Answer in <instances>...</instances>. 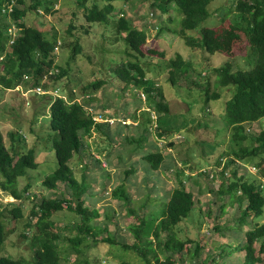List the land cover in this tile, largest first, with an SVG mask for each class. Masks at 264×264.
<instances>
[{
  "label": "trees",
  "instance_id": "16d2710c",
  "mask_svg": "<svg viewBox=\"0 0 264 264\" xmlns=\"http://www.w3.org/2000/svg\"><path fill=\"white\" fill-rule=\"evenodd\" d=\"M0 1V15L12 18L16 22L13 23L17 28V34L12 43L9 30L7 35L2 29L0 30V56L3 55L4 58L3 63L0 61V86L10 88L22 81L25 87L32 85L33 82L36 87L40 86L49 90L50 84L53 83L56 88L52 90L59 92L62 85L61 78L68 73L67 68L56 62L54 55L62 42L58 40L56 34L52 35L48 31V33L45 32L39 25H27L23 21L27 11L24 12L19 6L22 0H14V9L10 13L4 12V9H8L7 4L12 0ZM85 1L78 0V3L85 7ZM211 2L212 0H154L152 5L162 14L168 13L170 10L182 13L179 33L186 44L192 48L203 47L210 55L217 53L230 55L231 53L235 54V48L242 46L246 41L252 47L254 67L252 66L253 68L250 70L236 71L233 70L230 61H226L222 66L214 67L212 71L216 74L217 80L212 89L209 83L204 86L200 84V81L188 78L191 84L206 89L208 98L205 101L206 105L209 100H217L222 97L221 92L217 91L220 89L219 87L231 86L233 88V90L229 88L228 97L230 98L226 102L224 111L226 127L233 131L232 141L229 142L232 145L228 146L227 153L223 152L217 158L215 164L221 169L220 171L216 169L212 178L222 181L220 193L230 195L232 200H237L240 204L246 202L242 218L244 219L246 216L255 217L264 212V184L247 178L245 173L239 174L238 166L232 167L235 163L246 162L247 165L258 168L261 175L264 174V128L257 135L251 137L255 144L251 147L244 145V141L249 137L245 125H255L264 118V0H232L234 7L227 11L228 14L234 9L235 15L232 20L226 22L224 18L214 28H201L199 38L189 36L188 30H198L210 16L208 6ZM49 4L53 8L56 0H32L28 9L39 15L42 12V7L46 10L50 8ZM118 5L117 0H106V3L102 5L93 2L90 8L85 7L84 15L87 22L103 23L104 25L111 21V17H114L117 38L126 43L125 51L135 57V60L125 59L119 62L114 68V72L115 78L127 85L136 86L144 97L142 102L149 110H143L144 122L142 126L139 123L137 125V128H141L144 133L136 137V135L125 131L130 127L126 122L127 115H123L121 118L119 116V121L113 125L117 119L111 118L112 114L108 115L104 112V115L98 116L102 119L100 121L95 112L90 110L91 107L94 108L93 94L105 80L91 82L88 86H84L83 94H80L77 88L70 89L67 97L58 94L51 102L50 111L48 110L43 115L49 119L50 126V131L44 137L46 141L44 143L45 154L55 152L57 164L53 172L46 176L41 184L46 190L53 191V193L50 196L42 194L38 199H35V195L31 196L28 193L29 189L33 187L32 183L29 182L24 186V189H19L18 181L20 177L26 176L28 169L34 170L39 167L40 159L37 148L30 147L19 153L18 145L25 142L22 135L19 132H11L12 141L8 146L0 131V190L15 199V201H8L5 204L0 200V264H83V261L88 264V257H85L86 249L91 245H96L100 241L98 236L102 234L103 230L108 229L106 225L103 229V225L95 222L96 218L100 216V211L95 207L91 208V205L86 203V192L93 186L88 181L87 174L84 171L81 179H78L75 167H73L76 158L83 161L85 150L92 148L88 139L96 131L113 141L115 135H121V132L125 131L126 134H123L124 137L121 139L133 145L131 149V153H133L138 147L147 148L144 142L153 132L165 136L176 134V131H179L171 128L170 115L175 110H171L170 105L166 102L167 94L164 92V88L147 77V71L142 63L144 61H141L142 58L147 57L146 53L150 57H157V55L161 57L166 53L159 51L156 47H148L146 29L136 26ZM225 8L227 9L226 6ZM116 11L120 12L119 17L115 16ZM171 19L172 17H170ZM10 25L11 23L7 28ZM157 27L161 30L159 32L164 29L163 26L158 25ZM74 28L75 25H71L70 32ZM46 35L51 36L53 40ZM76 38L78 39V37ZM80 50L81 45H77L75 51L80 52ZM97 51L103 53L106 49L101 48ZM167 66L169 68L167 80L170 84L175 85L177 83L175 75L182 72L187 73L190 62L182 54L177 53L175 57L168 58ZM203 80L209 82V75ZM188 81L187 83H189ZM63 90L65 91L66 88ZM44 97L47 99V104L49 98L47 95H43ZM139 97L142 98L140 94ZM26 102L28 103L29 100L26 99ZM152 114H155L154 117ZM134 119L139 120L136 115H134ZM217 145L220 143L213 144L211 148L216 151ZM96 151L99 155L103 154L101 148H97ZM142 152L146 168L156 170L165 160L164 154L159 149L151 150L148 153L145 150ZM110 154L111 150L107 154L108 162H110L108 158ZM95 155L93 153V161L100 166L102 158H96ZM225 155H230V157L223 162ZM107 168L106 166L105 169ZM133 170L132 168L131 171ZM229 170L230 172H228ZM181 171L183 170L180 169ZM201 172L209 177L212 171L205 168ZM112 195L126 201L131 198L126 183L115 187ZM145 198L147 201H152L149 192ZM25 200L31 202V212L27 216L29 219L26 223L28 229L23 230L22 236L31 246L32 256L30 259H26V257L13 258L7 255L8 247L5 241L9 234L16 229L18 222L26 216L23 210ZM156 202L159 207L145 212V216H140L136 210L130 209V213L136 214L137 217L136 222L128 224L133 242L118 241L115 235L109 232L101 241L120 244L125 250L137 252L142 258L143 264H179V259H182L181 264H191L192 258L207 264V257L200 259L201 241H197V239L185 240L178 235L180 224L191 216L195 207L193 192L188 190L185 182L180 180L178 186L172 190L171 194L167 195L166 200L157 199ZM144 207L145 205L141 206V208ZM65 209L72 213L71 216L75 220L59 226L53 216ZM156 209H160L157 214L154 211ZM111 214L113 213H107V221H114ZM247 223L251 224L249 221ZM191 242L196 244L193 249L188 246ZM257 242L259 243L258 249L256 248ZM231 249L230 252L233 250L243 251L241 264H263L264 224L248 229L243 243L235 247L232 246ZM224 256L223 252L221 258ZM211 261L224 264L215 257H212ZM121 264L130 263L123 262Z\"/></svg>",
  "mask_w": 264,
  "mask_h": 264
},
{
  "label": "rangeland",
  "instance_id": "374dc122",
  "mask_svg": "<svg viewBox=\"0 0 264 264\" xmlns=\"http://www.w3.org/2000/svg\"><path fill=\"white\" fill-rule=\"evenodd\" d=\"M85 2V7L90 8L93 2L102 5L106 3V0H86ZM117 2L121 11H124L136 26L146 29L148 32L147 46L156 47L159 51L166 53L161 57L158 55L150 57L146 53L147 57L142 58L141 61H144L142 63L147 71V77L164 88V92L167 94L166 102L170 105L171 110L176 111L170 115L171 128L179 131H176V134L165 136L154 132L148 133L149 137L144 142L147 148L138 147L135 152L131 153L133 145L121 137H124L125 131L136 135V137L144 133L141 128H137V125L139 123L142 126L144 122L142 112L149 109L142 102L144 97L136 86L127 85L115 78L114 68L119 62L125 59L135 60V57L125 51L126 43L116 36L115 18L111 17V21L105 25L89 23L84 15L85 7H82L78 0H56L53 8L49 4V9L46 10L42 7V12L36 15L28 9L32 0H22L19 6L24 12L27 11L23 21L27 25H39L45 32L48 31L52 35L56 34L58 40L62 42L54 55L56 62L67 68L68 73L61 78L62 85L59 92L52 90L56 86L51 83V90L43 88L41 94L36 91L37 87L33 84V79L31 80L32 85L28 87H25L22 81L10 88L0 86V131L4 135L6 144L11 145V132H19L25 140L18 145L19 153L30 147L37 148L39 152V167L34 170L28 169L26 176L19 178L18 188L24 189V186L31 182L33 187L29 189L28 193L31 196L35 195V199H38L42 194L50 196L53 193V191L46 190L41 184L45 177L53 172L57 164L55 152L45 154L44 143L46 141L44 137L50 131V126L49 119L43 115L49 110L51 102L58 94L67 97L72 88H77L80 94H83L84 86H88L91 82L105 80L93 94L94 108L91 107L90 110L95 112L100 121L102 120L98 116L104 115V112L108 115L112 114L111 118L117 119L113 125H116L121 116L127 115L126 122L130 127L121 132V135H115L113 141L94 131L92 137L88 139L92 148L85 150L83 161L76 158L73 163L77 178L81 179L85 171L88 181L93 185L87 190L85 197L87 198L86 203L90 204L91 208L95 207L100 211V216L96 218L95 222L103 225V229L105 225L108 227L98 236L100 241L86 249L85 257H88V264H121L123 262L143 264V260L137 252L125 250L120 244L103 242L101 239L106 237L109 232L114 234L118 241L133 242L128 224L136 222L137 217L136 214L130 213V209L136 210L140 216H145V212L159 207L157 199L166 200L167 195L171 194L172 190L178 186L180 180H183L188 190L193 192L196 210L194 207L191 216L180 224L179 237L185 240H200L202 244L200 259L207 257V264H217L214 261L210 262L212 257L224 264H241L243 251L233 250L230 252L231 247L243 243L248 229L264 224V212L259 216L249 215L242 219L246 202L240 204L237 200H232L230 195L220 193L222 181L212 178L216 169L218 171L221 169L215 164L217 158L223 152L227 153L228 146L232 145L229 142L232 141L233 131L226 127L224 111L226 102L230 98L228 97L229 88L230 90L233 88L231 86L219 87L220 89L217 91L221 92L222 97L217 100H209L206 105L205 101L208 99L206 89L191 84L188 78L200 81V84L204 86L209 83L212 89L217 80L216 74L212 71L214 67L222 66L226 61H230L233 70L236 71L250 70L254 67L252 47L246 41L242 46L235 48V54L210 55L203 47L192 48L186 44L179 33L183 16L181 12L170 10L168 13L162 14L153 7L154 0H117ZM233 3L232 0H212L208 6L210 16L198 30H188L187 34L199 38L201 28H214L224 18L226 22L232 20L235 15L234 9L228 14L227 11L234 7ZM115 16L119 17L120 12L116 11ZM170 17H172L171 20ZM13 22L15 21L12 18L0 15V30L2 29L7 35L9 28L15 26ZM10 23L11 25L7 28ZM71 25H75L72 32H70ZM158 25L164 27L162 32H159L161 30L158 29ZM12 30V35H15L16 29L12 27ZM47 37L53 40L51 36ZM77 45H81L80 52L75 51ZM101 48H105L106 51L98 53L97 50ZM95 49L97 50L95 51ZM177 53L182 54L190 62V68L187 73L176 74L177 83L172 85L167 80L169 71L167 62L169 57H175ZM3 59V55L0 56L1 63H3ZM207 75H209V82L203 80ZM63 88L66 90L64 91ZM44 91L46 92L43 93ZM139 94L142 98L139 97ZM43 95H47L49 98L47 104V99L43 98ZM26 99L29 100L28 103ZM145 107L147 108L145 109ZM134 115L139 120H135ZM263 128L264 118L255 125H245L249 137L244 141V145L251 147L255 144L251 137L257 135ZM230 130L231 132H229ZM212 138L214 139L211 140ZM217 142L220 145H217L218 147L214 151L211 147ZM97 148L102 149L103 156L97 153ZM157 149L164 154L165 160L156 170L146 168V162L144 163L142 159V150L148 153ZM110 150L111 154L108 156L110 162H108L107 154ZM41 152L42 154H40ZM93 153L96 154V158H102L100 166L93 161ZM205 156L208 158L206 159ZM224 157L223 162L230 155ZM106 166L107 169H105ZM236 166H238L239 174L245 173L247 178L264 184V176H262L264 174L261 175L258 168L247 165L246 162L232 165L233 168ZM132 168L133 171H131ZM205 168L212 171L209 177L201 172ZM180 169L183 171L180 172ZM128 170L131 172H127ZM122 183H126L129 187L131 194L129 201L115 198L112 195L113 189ZM148 192L151 194L152 201H147L145 198ZM0 200L4 204L8 201H15L12 196L1 190ZM23 205L26 216L18 222L16 229L7 237L5 242L8 249L6 252L13 258L26 257V259H30L32 248L22 233L23 230L28 229L26 223L29 221L27 216L31 212V202L25 200ZM143 205L145 207L141 208ZM154 211L157 214L160 209ZM107 213L114 214H111L114 221H107ZM71 215L72 213L65 209L57 212L53 219L59 226H63L66 223L74 222L75 219ZM248 221L251 224H248ZM151 239L154 240L152 237ZM195 245L194 242L188 244L192 249ZM256 248H259L258 242ZM223 252L225 256L221 258ZM181 260H178L179 264H181ZM83 264L86 262L83 261ZM191 264L203 263L192 258Z\"/></svg>",
  "mask_w": 264,
  "mask_h": 264
},
{
  "label": "built area",
  "instance_id": "2783aa9c",
  "mask_svg": "<svg viewBox=\"0 0 264 264\" xmlns=\"http://www.w3.org/2000/svg\"><path fill=\"white\" fill-rule=\"evenodd\" d=\"M14 5H15V1L12 0L11 3H8V4H7L8 9H4V12H7V11H8L7 13L12 12L13 9H14ZM12 27H14V28L16 29V31H17L16 25H15V26L13 25ZM12 27L9 28V31L12 30ZM16 31H14V32H16ZM12 32H13V30L11 31V33H9V34H11V36H12V40L10 41L11 43L13 42V38H15V36H16V34H17V32H16L15 35H12ZM42 89H43L42 87L38 86L37 89H36V91H38L39 93L42 94V91H43ZM31 90H32V89H31ZM31 90H30V91H31ZM45 92H46V91H44L43 93H45ZM100 119H101V118H100ZM101 120H102V119H101Z\"/></svg>",
  "mask_w": 264,
  "mask_h": 264
},
{
  "label": "clouds",
  "instance_id": "9594fccd",
  "mask_svg": "<svg viewBox=\"0 0 264 264\" xmlns=\"http://www.w3.org/2000/svg\"><path fill=\"white\" fill-rule=\"evenodd\" d=\"M16 37V36H15Z\"/></svg>",
  "mask_w": 264,
  "mask_h": 264
}]
</instances>
